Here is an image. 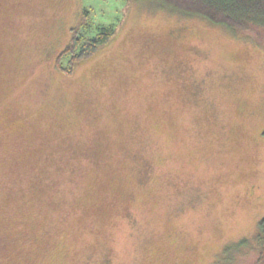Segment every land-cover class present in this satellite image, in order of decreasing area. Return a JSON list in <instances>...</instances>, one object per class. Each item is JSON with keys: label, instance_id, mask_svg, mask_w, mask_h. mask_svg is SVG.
I'll return each instance as SVG.
<instances>
[{"label": "rangeland", "instance_id": "rangeland-1", "mask_svg": "<svg viewBox=\"0 0 264 264\" xmlns=\"http://www.w3.org/2000/svg\"><path fill=\"white\" fill-rule=\"evenodd\" d=\"M83 9L124 24L67 76ZM263 219L264 29L0 0V264H258Z\"/></svg>", "mask_w": 264, "mask_h": 264}, {"label": "trees", "instance_id": "trees-1", "mask_svg": "<svg viewBox=\"0 0 264 264\" xmlns=\"http://www.w3.org/2000/svg\"><path fill=\"white\" fill-rule=\"evenodd\" d=\"M133 1V0H129ZM164 6L186 15L201 16L215 24L225 25L236 33L253 34L264 29V0H158ZM90 11L83 9L78 26L72 29L69 44L59 54L56 67L67 76H72L78 63L96 55L122 30L123 24L98 27L92 35L89 22ZM240 245H250L244 240ZM255 248L259 263L264 264V219L259 223Z\"/></svg>", "mask_w": 264, "mask_h": 264}, {"label": "flooded vegetation", "instance_id": "flooded-vegetation-1", "mask_svg": "<svg viewBox=\"0 0 264 264\" xmlns=\"http://www.w3.org/2000/svg\"><path fill=\"white\" fill-rule=\"evenodd\" d=\"M1 245V247L3 246V247H5L6 245H7V243H2V244H0Z\"/></svg>", "mask_w": 264, "mask_h": 264}]
</instances>
